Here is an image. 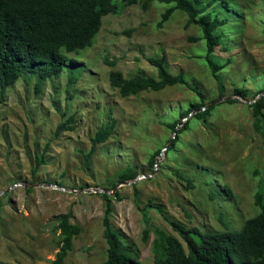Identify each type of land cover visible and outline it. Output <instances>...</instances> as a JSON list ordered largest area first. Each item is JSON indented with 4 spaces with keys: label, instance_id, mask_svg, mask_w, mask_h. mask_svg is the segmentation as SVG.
<instances>
[{
    "label": "rangeland",
    "instance_id": "rangeland-1",
    "mask_svg": "<svg viewBox=\"0 0 264 264\" xmlns=\"http://www.w3.org/2000/svg\"><path fill=\"white\" fill-rule=\"evenodd\" d=\"M228 2L224 15L231 19L220 29L225 48L218 47L213 57L220 64L229 58L232 62L216 75L205 60L207 46L199 26L186 27L188 15L178 10L159 27L174 3L151 0L147 10L139 3L108 14L93 47L67 54L78 62L75 83H69L66 67L39 93L38 76L28 73L8 89L0 103V263L53 264L61 236L52 219L69 211L81 233L64 264L105 262L106 205L104 193L97 190L113 197L118 193L113 228L134 245L143 264H155L156 237L152 230L148 241L143 240L144 208L156 227L179 238L167 218L217 232L239 230L259 213L255 195L264 183V138L250 104L233 94L244 88L247 101H253L264 91V0ZM163 55L169 71L184 74L189 85L123 98L112 74L129 79L143 69L156 77L148 59ZM192 88L202 92L208 105L228 96L237 102L213 106L205 121L193 115L186 119L181 114L202 102ZM72 115L76 122L67 124L71 129L56 136L58 126ZM113 121L110 139L96 147L88 169L83 156L92 148L91 139ZM177 121L179 129L188 121L189 127L165 151L175 136L169 125ZM41 155L46 164L34 174ZM128 166L140 180L122 184L119 177Z\"/></svg>",
    "mask_w": 264,
    "mask_h": 264
},
{
    "label": "trees",
    "instance_id": "trees-1",
    "mask_svg": "<svg viewBox=\"0 0 264 264\" xmlns=\"http://www.w3.org/2000/svg\"><path fill=\"white\" fill-rule=\"evenodd\" d=\"M142 1L119 0L117 3L116 0H0V103L5 100L8 89L26 73L38 76L36 93L42 90L48 79L60 78L66 67L71 71L69 83H75L77 76L74 74V69L78 66V62L67 54L93 47L102 28L103 18L108 14H117L121 8L139 3H142L143 8L147 10L151 0ZM163 1L174 5L162 14L159 27L169 21L176 11L185 12L188 15L186 27L194 24L202 31V39L207 46L205 60L212 73L216 75L226 69L232 59L229 58L225 63L220 64L214 59L213 54L218 47L225 48L220 29L231 19L230 16L224 15L225 7L229 4L228 0ZM191 40L198 41L197 38ZM148 61L157 69L156 77L143 69L129 79L122 78L120 74H112V83L119 88L123 98L137 96L142 92H159L176 85H189L184 74L174 75L169 71L165 55L151 57ZM219 86L220 97H223L225 88L221 81ZM192 89L197 92L202 102L193 104L181 116L187 118L193 113L195 119L205 121L214 108H206L208 104L205 103L202 92L196 88ZM262 93L264 91L256 94L253 101ZM233 95L247 100L249 92L237 87ZM236 102L237 98L227 101L228 104ZM249 107L252 109L256 129L264 138V95ZM75 122V115H72L65 123L58 126L56 136L66 129H71L67 127L68 123ZM178 123V121L174 122L169 127L175 130ZM188 127L189 121L178 130L177 137L171 144L172 147L178 143L180 135ZM114 128V121L107 123L91 139L92 148L83 156L88 169L96 147L110 139ZM160 152L152 157V166L156 164V157ZM43 164H46L45 157L37 156L33 173L36 174ZM137 177L136 169L128 166L120 174L119 182L126 183ZM187 181L191 187L194 186L192 180ZM114 194V197L118 198V193L114 192ZM102 197L106 205L103 218L104 236L108 243L107 259L102 264H143L140 261L139 251L134 245L126 243L120 233L113 228L111 217L114 212V197L110 193H104ZM255 205L259 208V213L246 220L239 230L226 227L224 231H203L199 227H188L179 221L167 218L180 238L156 227L151 221L148 208H144L142 212L147 227L143 231V240L148 241L151 231L155 232L156 237L153 241L155 264H264V183L255 195ZM73 217V211H69L52 219L55 230L60 231L61 236L60 250L53 264H64L73 249L74 239L81 233V227L72 223Z\"/></svg>",
    "mask_w": 264,
    "mask_h": 264
},
{
    "label": "water",
    "instance_id": "water-1",
    "mask_svg": "<svg viewBox=\"0 0 264 264\" xmlns=\"http://www.w3.org/2000/svg\"><path fill=\"white\" fill-rule=\"evenodd\" d=\"M264 95V93H262L261 95H259V96H257V98H256V100L258 99V98H260L261 96H263ZM231 99H234V97L233 96H228V97H224V98H220V99H217V100H215L214 102H212L211 104H209L206 108H209V107H213V106H215V105H217V104H219V103H222V102H224V101H228V100H231ZM255 100V101H256ZM246 102H248L249 104H252V103H254L255 101H247V100H245ZM204 110V109H203ZM198 111H200V110H198ZM198 111H195V113L196 112H198ZM190 115H193V113L192 114H190ZM189 115V116H190ZM187 119V118H186ZM180 125H181V122H179L178 123V126L176 127V129L174 130V135L176 136L177 134H178V130H179V127H180ZM175 136L172 138V140L169 142V144H168V146H167V148L165 149V151H167L168 150V148L171 146V144H172V142H173V140L175 139ZM158 163V162H157ZM149 177H151V176H149ZM140 180V178L138 179H135L133 182H137V181H139ZM122 184H130V182H126V183H122ZM40 186H43V184H33V185H31V187H40ZM46 186H48V187H50V186H52V185H46ZM97 191H99V192H103V193H110L109 191H106V190H97ZM115 192V191H114ZM113 192V193H114Z\"/></svg>",
    "mask_w": 264,
    "mask_h": 264
}]
</instances>
